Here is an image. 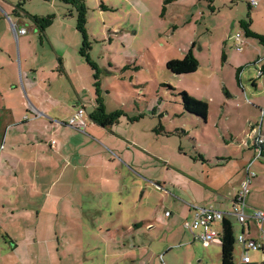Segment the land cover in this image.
I'll return each mask as SVG.
<instances>
[{
	"label": "rangeland",
	"instance_id": "rangeland-1",
	"mask_svg": "<svg viewBox=\"0 0 264 264\" xmlns=\"http://www.w3.org/2000/svg\"><path fill=\"white\" fill-rule=\"evenodd\" d=\"M5 1L17 6L22 0ZM81 1L87 8L89 55L100 72L105 110L124 113L102 142L128 168L120 165L118 175L105 173L106 179L112 178V185L118 180L110 193L81 186L76 200V206L82 209L79 232L64 234L69 241L60 248L57 236L51 234V243L30 251L32 264H221L217 239L205 247L199 241L190 244L191 234L187 231L188 239L175 241L172 246L165 244V223L176 217L166 219L164 212L174 214L172 206L183 205L182 201H188L191 195L197 200L205 198L208 203L203 206L211 205L226 214L237 238L241 226L231 215L232 194L241 189L246 169L256 178L249 186L245 216L260 211L255 205H264V160L258 159L254 150L255 140L264 135V74L259 77L258 73L264 46L247 38L240 26L250 13L251 29L264 34V2L249 11L248 0H213L212 4L175 0L162 12L165 0ZM7 15L33 41L38 61H43L47 70L54 67L56 76L61 70L58 60L63 66L67 61L68 66L70 59L79 56L82 39L75 29L73 5L63 0H24L15 14ZM49 15L55 19L42 40L31 17ZM3 30L0 23V33ZM236 34L240 35L237 40ZM237 44L241 45L240 52L235 49ZM189 51L198 60L195 73L178 76L166 69L168 62L182 60ZM81 62L84 73L90 75L88 85L95 98L92 72L83 59ZM63 86L68 89V97L76 98L71 86ZM182 91L207 105L205 123L184 111L178 96ZM78 97L87 105L86 110L93 112L89 95L80 91ZM134 119L137 121L132 122ZM183 175L200 185H186L188 191L180 197L181 192L166 183L174 187L179 182L184 184ZM154 183L171 196L156 192ZM162 199L164 205L156 215L162 222L155 223L151 230L139 226L152 221L153 206ZM185 220L180 217L178 221L180 231H185ZM111 221L127 230L118 234L111 230L108 233L111 227L96 228L99 223ZM213 230L220 232L219 224ZM187 240L189 244H183ZM1 249L4 256L8 249ZM239 257L235 244L233 264H240ZM249 258L252 264L264 263L260 251H249ZM9 263L16 264L12 259Z\"/></svg>",
	"mask_w": 264,
	"mask_h": 264
},
{
	"label": "crops",
	"instance_id": "crops-1",
	"mask_svg": "<svg viewBox=\"0 0 264 264\" xmlns=\"http://www.w3.org/2000/svg\"><path fill=\"white\" fill-rule=\"evenodd\" d=\"M250 1L248 0V6ZM256 1L258 6L260 2H264V0ZM252 9L254 8L250 7V10ZM15 11L16 6L0 0V12L7 20L6 22L0 15V23L4 29L0 33V236H2L0 241H4L3 244L0 243V263L10 264L9 259H12L16 264H32L30 251L36 246L42 244L47 246L51 243V234L57 236L56 243L60 248L65 247L69 241L65 239L64 234L75 230L79 232L78 219L82 209L76 206V200L81 186L88 187V191L92 188L98 191V188H101L106 189L105 193H110L118 180L112 185V178L106 179L105 173L118 175L121 166L123 168L127 166L116 160L102 142L106 141L105 133H108L111 126L103 128L91 121L89 118L91 112L86 110L87 105L78 97L80 91L86 92L89 95L90 106L93 105L95 109L93 89L91 84L88 85L90 75L84 73L79 52L78 57L74 56L72 60L70 59L71 63L68 66L67 61L64 66L60 63L61 70L59 69V76H56L54 67L47 70L43 61H40L41 63L38 61V53H35L33 41L26 32L18 34L19 30L24 29H17V25L13 24L7 15L15 14ZM62 83L64 85L66 83V87L71 86L76 98L67 96L68 89L64 88ZM77 108L84 110L81 123L76 121L78 127L69 126L67 122L73 117ZM261 136L264 137L263 134ZM137 154L141 155L142 152L137 150ZM125 155L127 156L126 151ZM248 175L250 173L246 169L241 185L249 179L252 186L251 180L256 177L249 178ZM181 178L185 183L179 182L177 187L166 183L177 193L181 192L180 197L188 191L186 185H200L191 180L187 181L189 178L187 176L183 175ZM153 185L156 192H161L162 195L167 193L159 184ZM162 185L165 183L163 182ZM138 187L143 189L144 186L138 185ZM238 192L232 194V206ZM247 198L244 213L248 209ZM205 200V198L197 200L191 195L188 201H182L183 205L172 206L174 214L170 213L166 216L168 211L164 212L166 219L176 217L172 218V222L165 223V231L162 234L163 238L166 237L165 244L169 243L172 246L176 244L175 241L189 238L191 232L185 228V223L192 220L193 207L218 211L211 205L203 206ZM163 201L165 199L153 206L152 221L140 223L139 226L151 230L154 229L155 223L162 222L156 215L164 205ZM118 205L120 206L121 203L119 202ZM255 206L264 212L263 204ZM112 211L111 209L110 215ZM119 215L120 212H117L118 219ZM188 216H191V219H187ZM180 217L186 219L182 224L185 231H180L178 222ZM171 224L173 228L170 227ZM239 224L241 227L238 236L243 235L246 239L255 241L259 239L256 224L252 220ZM214 225L216 224L212 225V229ZM102 226L111 227L108 233L111 230L120 234L126 229L113 221L99 223L96 228L101 230ZM59 234L62 238L58 237ZM48 235L50 238H47ZM190 237V244L198 241L193 239L192 234ZM189 241L183 244H189ZM235 244L240 251L239 263L243 264L242 248L239 244ZM2 246L8 249L4 256L1 255ZM260 252L264 253V248ZM45 263L50 264L48 261ZM60 264L63 263L60 261ZM248 264H252L251 259Z\"/></svg>",
	"mask_w": 264,
	"mask_h": 264
},
{
	"label": "trees",
	"instance_id": "trees-1",
	"mask_svg": "<svg viewBox=\"0 0 264 264\" xmlns=\"http://www.w3.org/2000/svg\"><path fill=\"white\" fill-rule=\"evenodd\" d=\"M22 0L17 6L16 9H20L22 7ZM50 1V0H44ZM66 4H71L75 8L76 11V24L75 29L77 33L81 36L82 43L78 50L80 57L84 60L87 67L91 70L93 79H94V90H95V103L96 107L93 112L90 113L89 118L91 121L95 122L97 125L103 128L110 127L114 124H118L119 119L124 116L122 111H114L111 113H107L105 110V106L101 97L100 90V72L98 66L95 62H93L90 58L89 51L91 50V42L89 41L88 33L86 30V14L87 8L85 4L81 0H63ZM175 0H165L162 4V12L165 11V6ZM208 4H212L213 0H203ZM248 10H250V6H248ZM16 12V11H15ZM35 27L38 29L40 39L45 38V31L49 28L53 22L55 17L53 15H49L46 17H31ZM240 26L244 30V34L247 38H251L257 41L258 44L264 46V35L257 34L250 30V15L247 16V21L240 22ZM58 64H60V60H58ZM166 69L174 74V75H188L193 74L198 69V60L194 57L193 53L189 51L182 60L170 61L166 64ZM264 74V60H262V65L259 69V77ZM236 79H239V71L236 73ZM181 98L183 109L186 113L190 115H194L197 118L201 119L204 123L206 121L207 115V105L182 91L178 95ZM137 121V119L132 120V122ZM254 150L258 151V159L264 160V144L256 145L254 143ZM250 193V192H249ZM249 195V194H248ZM247 195V196H248ZM247 198V197H246ZM236 199V198H235ZM234 199V201H235ZM221 230L219 232V236L217 240L221 246V264H233V252L235 246V236L233 232V225L231 221L225 216L224 219L220 222Z\"/></svg>",
	"mask_w": 264,
	"mask_h": 264
},
{
	"label": "built area",
	"instance_id": "built-area-1",
	"mask_svg": "<svg viewBox=\"0 0 264 264\" xmlns=\"http://www.w3.org/2000/svg\"><path fill=\"white\" fill-rule=\"evenodd\" d=\"M250 7L255 8L258 6V2L256 0H251L249 2ZM25 30H19L18 34H24ZM240 35H235V40L239 39ZM235 49L237 51H241V45L237 44L235 45ZM84 110L82 108H79L75 111L72 118H70L67 122L69 126L78 127L76 125V121H80L83 116ZM82 128V127H79ZM256 145H262L264 144V137H258L255 142ZM257 157H258V151ZM250 177H254V174L248 175ZM250 186V180L243 182L241 185V189L238 192V195L234 201L233 205V216L236 217L237 221L241 224H244L245 222L252 220L257 227V231L259 233V239L258 240H249L246 239L243 235H239L236 238V243L239 244L242 248V258L241 262L243 264H248L250 262L248 251H260L264 248V212L262 211H254L251 216H245L244 214V207H245V199L247 195L250 192L249 189ZM193 215L192 220L190 222L185 223V228H187L192 236L193 239H197L199 242H201L204 245H208L210 242L214 241L218 238L219 233L215 232L211 227L213 224H220L222 219L225 218V214L215 211L213 209H204L199 207H193ZM168 215V213H166ZM230 215V214H229Z\"/></svg>",
	"mask_w": 264,
	"mask_h": 264
}]
</instances>
